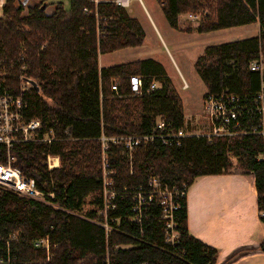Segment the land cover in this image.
Segmentation results:
<instances>
[{
  "label": "trees",
  "instance_id": "16d2710c",
  "mask_svg": "<svg viewBox=\"0 0 264 264\" xmlns=\"http://www.w3.org/2000/svg\"><path fill=\"white\" fill-rule=\"evenodd\" d=\"M44 2L26 7L24 0H7L0 42L16 63L11 80L15 89L19 91L22 76L35 79L40 86L39 91L30 87L24 93L29 101L26 116L41 119L45 130L60 138L52 144H17L15 166L26 176L39 175L37 185L55 196L47 197L51 203H46L0 187V264H108L107 260L111 264H216L217 249L189 230L187 191L199 176L243 170L254 174L259 209L264 208L263 138L191 135L180 146L160 140L143 144L132 156L123 146L110 145L107 157L120 192L147 185L152 176H158L185 194L175 197L180 205L174 211L179 231L175 244L165 242L158 206H149L140 221H132L135 201L126 192L116 198L111 216L120 221L109 219L112 230L108 234L92 220L98 218L103 202L99 137L150 133L158 117L176 129L184 128L183 99L164 65L154 58L100 68V54L144 43L145 29L126 8L106 1L70 0L69 9L57 4L48 13L42 8ZM157 2L175 28H180L178 21L186 13L202 14L196 26L199 32L259 24L258 35L207 45L195 59L206 94L225 90L240 95L246 107L244 124L256 123L252 100L260 91L261 75L249 65L264 51V0ZM133 75L143 78L142 94L131 92ZM154 80L161 85L149 90ZM114 83L118 90L112 88ZM49 153L60 157V166L48 167ZM88 195L96 207L86 218L77 211ZM15 232L20 239L9 252L6 238ZM39 237H49V250L35 245ZM260 248L264 251V240Z\"/></svg>",
  "mask_w": 264,
  "mask_h": 264
},
{
  "label": "built area",
  "instance_id": "2783aa9c",
  "mask_svg": "<svg viewBox=\"0 0 264 264\" xmlns=\"http://www.w3.org/2000/svg\"><path fill=\"white\" fill-rule=\"evenodd\" d=\"M7 0H0V20L4 18V7ZM98 3L101 1L112 2L118 6L127 8L134 0H93ZM142 2L143 0H138ZM26 5V3H25ZM28 5H26L27 7ZM190 19L200 20V14H188ZM16 63L7 55L0 42V187L14 191L24 198H34L41 202L50 203L47 197L53 198L54 192H45L37 185L40 177L23 174L15 166L17 155L13 151L19 143L28 142H48L60 140L52 130H45L41 119H29L26 116L27 101L24 93L33 87L28 78L21 77L19 91L15 89L12 77ZM252 71L259 72L261 75V86L258 95L252 100L254 103V113L257 115V122L250 126L244 124L243 110L245 105H241L243 98L240 95L228 91L210 92L205 95L204 106L212 130L208 132V137H228L233 138L246 134L259 135L264 140V51L252 59L249 65ZM25 68V65L22 66ZM158 81H153L149 90L157 88ZM187 86V83H184ZM143 78L138 75L130 77V88L133 94H142ZM112 88L118 90V83H114ZM251 103V104H252ZM251 113V111H249ZM247 112V114L249 113ZM253 114V113H251ZM185 128L176 129L164 118L158 117L155 129L150 133L143 134H122L107 136L102 134L99 138L102 141V179H103V202L98 209V218L92 219L94 222L103 226L109 234L112 230L109 219L120 221L118 217H112L111 211L116 209V198L122 192L128 193L135 201L132 206V221H140L144 212L149 206L156 205L160 208V217L164 223L165 242L175 244L179 238L178 223L175 220L174 211L179 208V203L175 197L184 195L185 190L170 188L164 184L158 176H152L147 185H138L131 189L124 188L120 192L112 177V170L107 157L110 145H120L132 156L133 151L141 145H148L155 140L162 141L167 145L180 146L183 139L191 136ZM199 136V135H198ZM261 156L264 159V153ZM47 165L50 169L60 166L58 155H47ZM260 216L264 218V208L260 209ZM20 233H12L6 238L8 250L11 244L19 241ZM35 245L42 249L49 250V237H39L35 239ZM130 246V245H127ZM10 259V255L8 256ZM108 264H111L107 260Z\"/></svg>",
  "mask_w": 264,
  "mask_h": 264
},
{
  "label": "rangeland",
  "instance_id": "374dc122",
  "mask_svg": "<svg viewBox=\"0 0 264 264\" xmlns=\"http://www.w3.org/2000/svg\"><path fill=\"white\" fill-rule=\"evenodd\" d=\"M29 2L33 5L39 1L30 0ZM47 3L46 10L48 13H52L57 4L64 5L66 9L70 8V0H47ZM161 5L157 0H143L142 2L134 0L130 3L126 9L133 16L140 18L146 30L144 43L141 46L127 47L100 54V67L145 58H154L163 63L168 70L167 75L171 77L174 86H176L175 88H177L185 103L187 115L185 130L197 136L198 134L199 136L207 134L212 130L209 127L210 123L209 119H207L203 101L205 100L207 89L196 69L195 59L204 53L207 45L256 36L259 32V24L250 23L248 25L214 30V32H199L196 27L188 31L186 30L187 26H197V24L201 23L200 20L190 19L191 17L189 18L188 16L190 13H186L180 16L178 21L180 28L172 27L169 21L166 20L167 18L162 12ZM200 15L202 16V14ZM185 82L187 86L184 87ZM158 83L160 86V82ZM37 177L40 176L37 175ZM83 202L77 213L88 218V212L94 209L96 205L93 203L92 195L86 196Z\"/></svg>",
  "mask_w": 264,
  "mask_h": 264
},
{
  "label": "crops",
  "instance_id": "0c3cea01",
  "mask_svg": "<svg viewBox=\"0 0 264 264\" xmlns=\"http://www.w3.org/2000/svg\"><path fill=\"white\" fill-rule=\"evenodd\" d=\"M184 113L187 118L185 103ZM186 198L189 230L217 249L216 264H264V251L260 248L264 222L253 173L236 170L199 176Z\"/></svg>",
  "mask_w": 264,
  "mask_h": 264
},
{
  "label": "water",
  "instance_id": "95a60500",
  "mask_svg": "<svg viewBox=\"0 0 264 264\" xmlns=\"http://www.w3.org/2000/svg\"><path fill=\"white\" fill-rule=\"evenodd\" d=\"M24 1H25L26 5H28V6H30L32 4L29 2L30 0H24ZM46 7H47V2H44V4L42 5V8L44 9ZM28 80L36 90H38V91L40 90V86L35 79L28 78Z\"/></svg>",
  "mask_w": 264,
  "mask_h": 264
},
{
  "label": "bare ground",
  "instance_id": "6f19581e",
  "mask_svg": "<svg viewBox=\"0 0 264 264\" xmlns=\"http://www.w3.org/2000/svg\"><path fill=\"white\" fill-rule=\"evenodd\" d=\"M38 1H39V0H38ZM51 7H52V6H51ZM4 8H5V7H4ZM48 16H49V15H48ZM49 17H51V16H49ZM184 79H185V78H184ZM185 81H186V80H185ZM184 87H185V86H184ZM188 87H189V86H188ZM15 88H16V87H15ZM208 93H209V92H208ZM26 101H27V100H26ZM27 102H29V101H27ZM27 105H28V104H27ZM27 109H28V108H27ZM27 109H26V110H27ZM248 116H249V115H248ZM27 117H28V116H27ZM250 117H251V116H250ZM256 118H257V117H256ZM207 119H208V118H207ZM246 119H247V118H246ZM256 120H257V119H256ZM209 125H210V124H209ZM209 127H210V126H209ZM195 134H196V133H195ZM200 134H201V133H200ZM198 135H199V134H198ZM252 135H253V134H252ZM194 136H195V135H194ZM203 136H204V134H203ZM184 139H185V138H184ZM184 139H183V140H184ZM209 139H210V138H209ZM155 141H156V140H155ZM37 142H38V141H37ZM55 142H56V141H55ZM161 143H162V142H161ZM51 144H52V143H51ZM111 146H112V145H111ZM117 146H118V145H117ZM169 146H170V145H169ZM177 146H178V145H177ZM123 148H124V147H123ZM124 149H125V148H124ZM108 152H109V151H108ZM49 154H51V153H49ZM112 177H113V175H112ZM40 188H41V187H40ZM43 189H44V188H43ZM45 192H46V191H45ZM49 192H50V191H49ZM54 194H55V193H54ZM119 195H121V194H119ZM127 195H128V193H127ZM128 196H129V195H128ZM129 197H130V196H129ZM117 198H118V197H117ZM126 198H127V197H126ZM130 198H131V197H130ZM127 199H128V198H127ZM127 199H126V200H127ZM50 200H51V199H50ZM132 200H133V199H132ZM132 200H131V201H132ZM117 204H118V203H117ZM132 204H133V203H132ZM176 211H177V210H176ZM86 217H87V216H86ZM109 222H110V221H109Z\"/></svg>",
  "mask_w": 264,
  "mask_h": 264
}]
</instances>
